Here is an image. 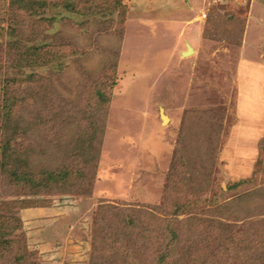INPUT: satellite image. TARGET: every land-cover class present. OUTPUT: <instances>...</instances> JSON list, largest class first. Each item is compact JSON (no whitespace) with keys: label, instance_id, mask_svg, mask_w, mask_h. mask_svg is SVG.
Returning <instances> with one entry per match:
<instances>
[{"label":"rangeland","instance_id":"rangeland-1","mask_svg":"<svg viewBox=\"0 0 264 264\" xmlns=\"http://www.w3.org/2000/svg\"><path fill=\"white\" fill-rule=\"evenodd\" d=\"M39 2L0 0V116L7 93L24 117L7 160L68 182L0 173V264L112 263L92 253L103 204L138 216L130 264L171 234L167 264H264V0ZM14 42L43 64L18 68ZM42 107L61 119L40 124Z\"/></svg>","mask_w":264,"mask_h":264},{"label":"trees","instance_id":"trees-1","mask_svg":"<svg viewBox=\"0 0 264 264\" xmlns=\"http://www.w3.org/2000/svg\"><path fill=\"white\" fill-rule=\"evenodd\" d=\"M14 3H16L18 6H20L22 9L30 10L31 13H37L39 11L40 5L42 6V3L39 2V0H12ZM44 8V7H43ZM14 44V45H13ZM12 49L14 53H19L22 51L24 54L23 57H18V62H16V66L18 68L23 66H30V65H41L43 62L36 57L41 56V49L39 47H25L24 45H18L16 42L12 43ZM23 61V62H22ZM32 77H29V80H32ZM7 90H5L6 92ZM106 93L104 90L97 89L96 92V102L94 103V108L99 110L98 107H103L105 104L108 103V97L105 96ZM17 98L15 95L4 93V99L1 107V136H0V173L4 174H10L12 176V182L14 183H21L24 182L27 184L31 183L32 185L36 187H44V188H51L52 186H57L61 182L67 183V176L68 169H62V170H54L50 168H46L42 171L41 174L36 176L32 172V168H29V166H26L25 169L21 168V166H13L9 165L10 160L7 158L11 157L9 154V148L11 144L21 136V132L24 131V128L22 126V121L24 120L23 115L21 116L20 112L17 111L16 104ZM44 111H40L38 116L39 119L42 120L40 124H43L44 126H47L50 120L57 122L61 119H57L59 116L56 113V110L47 109V107H42ZM45 108V109H44ZM95 118V116H92ZM93 120V119H92ZM94 121H97L95 119ZM29 122V121H28ZM27 122V123H28ZM93 123V122H92ZM39 124V123H37ZM95 127V125H92ZM98 129V125L96 126ZM96 131V129H95ZM94 131V132H95ZM97 132L95 134H92L91 136L86 139L87 143L94 146L96 142L98 141L100 143V138L97 136ZM99 150V148L97 149ZM99 152V151H98ZM4 158V159H3ZM96 159V157H95ZM27 165V162L25 161V164ZM23 169V170H22ZM39 177V178H38ZM186 205V204H185ZM198 206V204H192V207ZM184 208H187L186 206H180L178 205L174 209V214L178 215L180 212L184 210ZM106 209V211H105ZM137 211V210H136ZM141 211V210H139ZM145 212V211H144ZM101 213H105L103 215H100ZM100 218L96 222V227L94 228V240H96V243L98 242V246H93L92 253L95 259H99V257L104 256V262H106L105 258H112V263L107 264H115L116 260H120V264H130L131 260L135 259V252L133 251V244L131 237H134L133 235L137 236V233L135 234L134 231L137 230V223L136 218L138 217L136 215H132L131 209H128V207H121V206H111V205H105L99 207ZM98 215V217H99ZM130 217V220H127V218ZM117 229V230H116ZM119 229V230H118ZM170 236V235H169ZM135 238V237H134ZM170 238L172 239L169 243H166L165 245H168V248L166 246H163L164 248L161 251H157V255H155L154 263L156 264H167L168 259L171 258V253L169 251V248H171V244L175 246L176 244V237L175 234H171ZM241 247L238 245H235L233 241H229L226 244V248H224V252L226 253V256L233 257L237 256V258L242 257L241 256V250H239ZM106 253V254H105ZM236 253V254H234ZM248 257V256H247ZM227 261V259H226ZM248 259L245 258L244 264H247ZM130 262V263H129ZM119 264V263H118ZM133 264V263H132Z\"/></svg>","mask_w":264,"mask_h":264},{"label":"water","instance_id":"water-1","mask_svg":"<svg viewBox=\"0 0 264 264\" xmlns=\"http://www.w3.org/2000/svg\"><path fill=\"white\" fill-rule=\"evenodd\" d=\"M192 52H193V47L187 42L186 51H183V55H188L189 53H192Z\"/></svg>","mask_w":264,"mask_h":264},{"label":"bare ground","instance_id":"bare-ground-1","mask_svg":"<svg viewBox=\"0 0 264 264\" xmlns=\"http://www.w3.org/2000/svg\"><path fill=\"white\" fill-rule=\"evenodd\" d=\"M163 120L164 121H167L168 120V117L166 115H163Z\"/></svg>","mask_w":264,"mask_h":264}]
</instances>
